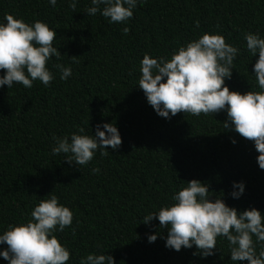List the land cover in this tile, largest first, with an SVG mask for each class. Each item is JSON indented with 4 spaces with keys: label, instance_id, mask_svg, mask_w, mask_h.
<instances>
[{
    "label": "trees",
    "instance_id": "trees-1",
    "mask_svg": "<svg viewBox=\"0 0 264 264\" xmlns=\"http://www.w3.org/2000/svg\"><path fill=\"white\" fill-rule=\"evenodd\" d=\"M69 3L0 0V23L6 14L30 25L44 22L56 32L53 46L61 52L48 61L54 75L49 86L36 80L31 89L0 87V235L9 225L27 223L41 199L55 194L74 214L71 227L54 233L71 253L67 264H80L91 253L111 255L116 264H249L233 262L222 237L215 254L204 258L193 255L195 245L167 248L168 230L158 219L141 223L171 206V197L193 179L209 186L213 202L222 198L238 212L256 208L264 214V169L254 143L224 128L226 111L161 117L138 81L145 54L170 59L180 46L210 33L239 49L226 86L241 94L261 91L254 73L259 55L247 51L243 37L251 32L264 38V0H138L124 24L110 23L99 12L87 15L91 0H78L75 12ZM58 63L72 69L66 81L53 67ZM104 123L118 128L119 149H98L86 166L52 154L54 136L71 142L72 133L91 136ZM93 168L100 171L93 174ZM234 182L245 185L238 199L231 195L239 191ZM150 235H157L155 242ZM6 248L0 245V252ZM260 248L256 243L257 253ZM0 264L9 262L0 256Z\"/></svg>",
    "mask_w": 264,
    "mask_h": 264
},
{
    "label": "clouds",
    "instance_id": "clouds-1",
    "mask_svg": "<svg viewBox=\"0 0 264 264\" xmlns=\"http://www.w3.org/2000/svg\"><path fill=\"white\" fill-rule=\"evenodd\" d=\"M48 2L51 6L57 4V0ZM77 2L70 0L69 7L73 12ZM139 2L143 4L146 0ZM137 3L138 0H91L93 6L86 8L85 13L95 16L99 12L110 23L124 24L133 17ZM100 5H104L102 10ZM4 19L6 23H0V70L6 74L0 76V87L7 85L11 89L14 85H23L31 89L36 80L49 86L54 75L47 67L48 61L53 56L57 59L61 56L53 46L56 32L39 20L30 25L12 14H6ZM195 26L199 27L198 20ZM121 31L128 35L130 29L123 27ZM243 38L247 51L253 57L259 55L254 73L261 91L241 94L226 86L225 80L232 77L233 61L239 49L226 43L223 35L210 33L180 46L170 59H156L145 54L138 87L156 113L167 119L179 113L198 117L226 111L224 128L234 130L254 143L259 153L257 162L264 169V38L251 32L245 33ZM76 58L71 57L73 62H77ZM53 67L59 70L62 80L66 81L72 75L71 67L62 63ZM84 131V128L79 129L80 133ZM53 139L56 143L52 154H66L65 160L76 166L88 165L98 149L110 146L116 150L122 145L119 130L113 123L98 124L91 136L72 133L71 142L68 136H54ZM100 154L107 156L109 152L101 151ZM91 171L96 174L100 169ZM234 188L239 191H233L231 195L238 199L245 185L234 182ZM209 193L207 184L196 179L188 181L187 187L171 197L174 201L171 206L149 213L141 223L149 224L158 219L160 228L168 230L166 247L169 249L180 251L195 245L197 252L193 255L206 258L215 254L217 238L222 237L228 242L233 262L264 264V214L256 208L238 212L222 198L213 202ZM73 216L55 194L41 199L27 223L9 225L0 235V245H7L0 256L9 264H67L71 253L54 233L71 227ZM148 239L150 243L155 242L157 235H150ZM256 243H261L258 253ZM80 264H116V261L111 255L91 253L81 258Z\"/></svg>",
    "mask_w": 264,
    "mask_h": 264
}]
</instances>
